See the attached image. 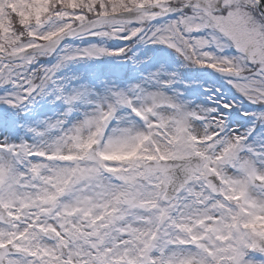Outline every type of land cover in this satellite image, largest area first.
I'll list each match as a JSON object with an SVG mask.
<instances>
[{"label": "snow or ice", "instance_id": "1", "mask_svg": "<svg viewBox=\"0 0 264 264\" xmlns=\"http://www.w3.org/2000/svg\"><path fill=\"white\" fill-rule=\"evenodd\" d=\"M0 264H264V0H0Z\"/></svg>", "mask_w": 264, "mask_h": 264}]
</instances>
